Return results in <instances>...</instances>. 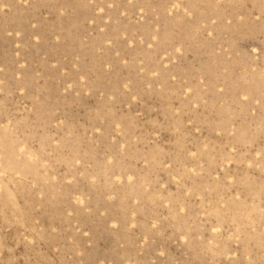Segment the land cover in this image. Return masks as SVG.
<instances>
[{"label":"rangeland","instance_id":"374dc122","mask_svg":"<svg viewBox=\"0 0 264 264\" xmlns=\"http://www.w3.org/2000/svg\"><path fill=\"white\" fill-rule=\"evenodd\" d=\"M0 264H264V0H0Z\"/></svg>","mask_w":264,"mask_h":264}]
</instances>
